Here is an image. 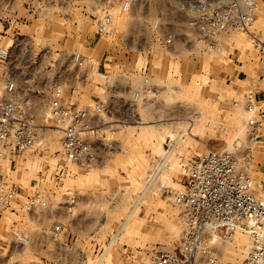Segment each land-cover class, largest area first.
<instances>
[{"label":"rangeland","instance_id":"374dc122","mask_svg":"<svg viewBox=\"0 0 264 264\" xmlns=\"http://www.w3.org/2000/svg\"><path fill=\"white\" fill-rule=\"evenodd\" d=\"M178 1L147 0L144 17L116 16V39H96L103 0H0V47L13 51L10 63L0 62V95L3 76L29 66L25 80L38 122L47 125L20 167L0 164V174L25 188L13 210L0 213V264H155L157 252L175 249L184 229L174 195L187 181V164L213 149L247 145L242 101L257 89L263 62L246 34L232 32L209 52L177 40L168 52L157 47L153 57L121 55L117 64L103 59L119 52V35L127 28L130 44L150 40L149 17L162 13L170 21ZM47 47L52 51L44 57ZM76 51L86 56L81 70L71 61ZM92 69L107 71L109 82ZM147 77L160 86V104H142L140 116L85 133L98 152L97 165L68 161L51 115L55 85L64 84L69 101L91 105L107 98V84L136 91ZM255 157L250 173L256 193L264 195V142ZM35 190L44 192L48 207L29 214L24 207ZM58 221L63 232L55 237ZM12 227L30 244L17 246ZM250 245L251 237L238 231L216 248L237 263ZM192 264H203L202 257Z\"/></svg>","mask_w":264,"mask_h":264},{"label":"built area","instance_id":"2783aa9c","mask_svg":"<svg viewBox=\"0 0 264 264\" xmlns=\"http://www.w3.org/2000/svg\"><path fill=\"white\" fill-rule=\"evenodd\" d=\"M101 4L103 12L95 23L96 39L116 33V16L134 21L144 17L149 6L147 0H103ZM171 8L170 21L162 13L147 20L150 40L139 37L130 44L127 28L119 35V52L103 55L106 63L117 64L119 56L131 57L135 53L153 57L157 47L168 52L177 40L183 46L209 52L217 50L226 35L244 32L252 38L263 62L264 83V0H180ZM51 51L47 47L43 56ZM12 56V48L0 47L1 63H10ZM71 61L79 70L86 67V56L81 51L74 52ZM16 68L21 70L18 75L3 76L0 95V163L8 161L10 167L22 165L21 158L39 145L41 132L47 127L38 122L30 80H25L30 67ZM93 71L109 82L107 71ZM63 87L64 84L55 85L50 102L55 127L63 133L61 150L68 161L87 167L97 165L99 157L85 133L109 123L125 122L135 114L140 116V105H156L161 100L160 86L148 77L136 91L129 86L120 92L117 86L107 84V98L91 105L69 101ZM242 103L247 112V145H236L234 150L213 149L187 164V181L174 195L184 229L175 249L157 252L155 264H192L197 257H202L203 264H264V195L256 193L250 173L256 148L264 142V88L247 92ZM24 189L0 174V213L13 210V203L24 195ZM25 205L31 214L48 207V201L44 192L35 190L27 195ZM238 231L251 237L249 251L237 263L226 261L216 243L233 239ZM62 232L63 223L58 221L53 225L54 236ZM11 235L17 246L30 244L29 236L16 227H12Z\"/></svg>","mask_w":264,"mask_h":264},{"label":"crops","instance_id":"0c3cea01","mask_svg":"<svg viewBox=\"0 0 264 264\" xmlns=\"http://www.w3.org/2000/svg\"><path fill=\"white\" fill-rule=\"evenodd\" d=\"M262 74H263V67H262V71H261V74L259 75V82H258V86H257V89H261V88H264V83L262 81ZM1 164V163H0ZM28 167V163L25 162L23 163V166L21 168H26Z\"/></svg>","mask_w":264,"mask_h":264},{"label":"bare ground","instance_id":"6f19581e","mask_svg":"<svg viewBox=\"0 0 264 264\" xmlns=\"http://www.w3.org/2000/svg\"><path fill=\"white\" fill-rule=\"evenodd\" d=\"M241 33H244V32H241ZM244 34H246V33H244ZM246 35H247V34H246ZM108 36H109V37H113V38L116 39V33H113L112 35H108ZM247 36L251 39L252 43L254 44L252 38H251L249 35H247Z\"/></svg>","mask_w":264,"mask_h":264}]
</instances>
